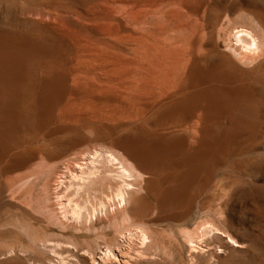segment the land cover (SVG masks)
Here are the masks:
<instances>
[{
    "label": "rangeland",
    "instance_id": "1",
    "mask_svg": "<svg viewBox=\"0 0 264 264\" xmlns=\"http://www.w3.org/2000/svg\"><path fill=\"white\" fill-rule=\"evenodd\" d=\"M115 1L0 0V234L4 233L0 235V264H82L85 259L100 264L98 259L104 249L102 233L77 232L69 219L61 217L56 205L55 181L64 171L66 157L45 156L57 153L79 136L89 137L95 143L99 138L98 145L126 139L136 157L139 156L136 170L141 175L145 172L146 177H142L144 180L148 177L145 181L160 209H151L143 215L147 232L153 234H149L153 241L150 240L148 250L153 256L147 258V263L140 260L139 264H264V55L253 63L243 61L227 44L230 27L246 24L245 27L252 28L243 23L247 13L246 18L250 12L256 16L260 13L257 17L264 23V0ZM228 21L233 24L227 25V30ZM183 38L188 39L186 46ZM170 40H174V45ZM175 42L182 44V48L180 44L175 46ZM170 45L175 48L172 50ZM227 48L230 50L226 51ZM177 57L183 58L182 63ZM174 61L179 63L174 66ZM130 87L132 91L139 89L132 92ZM24 149L38 154L27 167L30 171L25 168L6 173L9 158ZM36 165L40 169L32 173ZM53 167L54 170H49ZM9 186L16 192L11 190L16 198L10 197ZM136 197L141 199L140 195ZM156 211L161 212L158 217ZM3 223L6 225L1 227ZM8 224H21L23 228L18 225V229L16 225L11 228ZM102 231L113 237L112 228L105 226ZM185 232H191L192 237L197 232L200 237H193L197 241L190 245L186 243ZM28 233H35L32 236L37 239L45 236L51 245L63 247L45 250L32 244L34 238H28ZM11 239L14 242L10 249L14 248L15 253L7 257L6 246L12 243L8 244ZM66 239L80 247L64 248ZM155 245L158 250L162 247V254ZM21 246L28 247H23L25 256L16 254ZM164 251L168 253L165 259Z\"/></svg>",
    "mask_w": 264,
    "mask_h": 264
},
{
    "label": "bare ground",
    "instance_id": "2",
    "mask_svg": "<svg viewBox=\"0 0 264 264\" xmlns=\"http://www.w3.org/2000/svg\"><path fill=\"white\" fill-rule=\"evenodd\" d=\"M117 1V0H116ZM115 1V3H116ZM121 1V0H119ZM162 1V0H161ZM110 3V2H109ZM224 3V2H223ZM106 4V3H105ZM253 4V3H252ZM251 4V5H252ZM249 5V3H248ZM255 5V4H254ZM35 7V6H34ZM108 7V4L107 6ZM120 7V6H119ZM251 7V6H250ZM36 8V7H35ZM44 8V7H43ZM61 8V7H60ZM63 8V7H62ZM111 8V7H110ZM109 8V9H110ZM122 8V7H121ZM258 8V7H257ZM41 9V8H40ZM57 9V8H56ZM108 9V8H107ZM126 9V8H125ZM130 9V8H129ZM255 9V8H254ZM113 10V9H112ZM169 10V9H168ZM246 10V9H245ZM256 10V9H255ZM261 10V9H260ZM263 10V9H262ZM53 11V10H52ZM177 11V10H176ZM258 11H259V8H258ZM57 12V11H56ZM116 12V11H115ZM157 12V10H156ZM160 12V10L158 11ZM168 12V11H167ZM166 12V13H167ZM170 12V11H169ZM260 12V11H259ZM118 13V12H117ZM123 13V12H122ZM143 13V12H142ZM165 14V12H163ZM163 14V15H164ZM249 14V13H247ZM246 14V15H247ZM260 14V13H259ZM258 14V15H259ZM264 14V13H263ZM122 15V14H121ZM246 15H244V18L245 20H243V23H248L249 25H252V28L249 26V28L245 27L244 26H233V27H230L229 25L233 24L232 22L230 23V21H228V23L226 24V28L229 26V32H228V43L225 42L224 40V45H227V44H230L228 45V48H231V50L233 51V53H236V56H238L239 58H241L243 61H250L251 63H253L252 61H255V59L258 57L261 58L262 55H264V53L262 52L264 50V38H262V36L264 37V23L261 22V18L259 19L255 13H252L250 12V15H248V17L246 18ZM111 16V14H110ZM160 16H162V14H160ZM168 16V15H167ZM184 16V15H183ZM83 17V16H82ZM139 17V15L137 16ZM142 17V16H141ZM146 17V16H145ZM242 17V16H241ZM260 17H263L262 15ZM85 18V17H83ZM110 18V17H109ZM108 18V19H109ZM133 18V17H132ZM144 18V17H143ZM165 18V17H164ZM169 18V17H168ZM243 18V19H244ZM88 19V18H87ZM107 19V20H108ZM140 20V19H139ZM144 20V19H143ZM142 20V22H144ZM167 20V19H165ZM240 20V19H239ZM242 20V19H241ZM77 21V20H76ZM89 21V20H88ZM123 21V20H122ZM125 21V20H124ZM148 21V20H147ZM184 21V20H183ZM196 21V20H194ZM92 22V21H91ZM101 22V21H100ZM116 22V21H115ZM146 22V21H145ZM144 22V23H145ZM94 23V22H93ZM141 23V21H140ZM200 23V22H199ZM96 24V23H95ZM103 24H106L105 22ZM102 24V25H103ZM173 24V23H172ZM215 24V23H214ZM94 25V24H92ZM99 25V24H98ZM143 25V23H142ZM228 25V26H227ZM242 25V24H241ZM232 26V25H231ZM95 27V26H94ZM124 27V26H123ZM179 27V26H178ZM183 27V26H182ZM111 28V27H110ZM113 28V27H112ZM128 28V27H127ZM195 28V27H194ZM197 28V27H196ZM225 28V29H226ZM156 29V28H155ZM165 29V27L163 28ZM224 30V28H223ZM228 30V28H227ZM131 31V30H129ZM134 31V30H133ZM136 31V30H135ZM158 31V30H157ZM147 34L148 31H146ZM162 32V31H161ZM194 32V31H193ZM154 33V32H153ZM178 33V32H177ZM189 33V32H187ZM261 33V34H260ZM160 34V33H159ZM166 34V33H165ZM226 34V33H225ZM8 35V34H7ZM22 35V34H21ZM20 35V36H21ZM95 35V34H94ZM152 35V34H150ZM181 35V34H180ZM260 35H262L260 37ZM149 36V35H148ZM184 36V35H183ZM2 37V36H1ZM5 37V36H4ZM3 37V38H4ZM28 37V36H27ZM132 37V36H131ZM162 37V36H161ZM220 37V36H219ZM12 38V37H11ZM26 38V37H25ZM127 38V36H126ZM167 38V37H166ZM181 38V37H179ZM179 38L178 41H179ZM16 39V38H15ZM21 39V38H20ZM30 39V38H29ZM93 39V38H92ZM138 39V38H137ZM141 39V38H140ZM147 39V38H146ZM149 39V38H148ZM154 39V38H153ZM169 39V38H168ZM176 39V40H177ZM184 39V38H183ZM5 40V39H4ZM2 40V41H4ZM13 40V39H12ZM17 40V39H16ZM106 40V39H105ZM115 40V39H113ZM175 40V39H174ZM174 40H170V41H173V44L172 42L170 44L174 45ZM185 40V39H184ZM188 40V39H187ZM187 40H185V45L183 46H186V42ZM1 41V42H2ZM6 41V40H5ZM4 41V42H5ZM8 41V40H7ZM29 41V40H27ZM100 41V40H98ZM182 41V39L180 40ZM103 42V41H102ZM118 42V40H117ZM165 42V41H164ZM168 42V41H167ZM183 42V41H182ZM128 43V42H127ZM159 43V42H158ZM227 43V44H226ZM13 44V42H12ZM19 44V43H18ZM27 44V43H26ZM30 44V43H29ZM149 44V43H148ZM152 44V42H151ZM165 44V43H164ZM178 43L175 42V46H178L177 45ZM190 44V43H189ZM5 45V44H4ZM8 45V44H7ZM31 45V44H30ZM150 45V44H149ZM169 45V44H168ZM170 45V48L172 47V50H173V47L175 48V46H172ZM188 45V44H187ZM194 45V44H192ZM223 45V44H222ZM222 46L223 48L224 47H227V46ZM11 46V45H10ZM13 46V45H12ZM89 46V45H88ZM143 46V45H142ZM167 46V45H165ZM181 48H182V44H180ZM14 47V46H13ZM152 47V46H151ZM159 47V46H158ZM161 47V46H160ZM179 47V46H178ZM12 48V47H11ZM165 48V47H163ZM167 48V47H166ZM185 48V47H184ZM230 50V49H228ZM9 49V47H8ZM18 49V48H17ZM107 49V48H106ZM148 49V48H147ZM156 49V48H155ZM158 49V48H157ZM176 49H180V48H176ZM186 49V48H185ZM23 50V49H22ZM21 50V52H23ZM167 51L169 50L168 48L166 49ZM171 50V49H170ZM169 50V51H170ZM175 50V49H174ZM187 50V49H186ZM185 50V51H186ZM193 49H191V52H192ZM197 50V48H196ZM217 50V48H216ZM16 51V50H15ZM18 51V50H17ZM93 51V50H92ZM110 51V50H109ZM176 51V50H175ZM181 51H183L181 49ZM188 51H190V49H188ZM187 51V52H188ZM195 51V50H194ZM231 51V52H232ZM238 51V53L236 52ZM10 52V51H9ZM13 52V51H11ZM94 52V51H93ZM138 52V51H137ZM148 52V51H147ZM157 52V51H156ZM184 52V51H183ZM184 53V54H187ZM219 52V51H218ZM28 53V52H27ZM41 53V52H40ZM95 53V52H94ZM116 53V52H115ZM164 53V51H163ZM173 52L171 51V54ZM180 53L177 51V54ZM195 53V52H194ZM262 53V54H261ZM90 54V53H89ZM93 54V53H92ZM96 54V53H95ZM105 54V53H104ZM113 54V53H112ZM149 54V53H148ZM170 54V56H171ZM189 54V53H188ZM202 54V53H200ZM217 54V53H216ZM2 55V54H1ZM16 55V54H14ZM20 54H18L19 56ZM160 55V53H159ZM174 55V53L172 54ZM181 55V54H180ZM215 55V54H214ZM228 55V54H227ZM261 55V56H260ZM4 56V54L2 55ZM90 56V55H89ZM95 56V55H94ZM106 56V55H105ZM164 56V55H163ZM167 56V55H166ZM169 56V55H168ZM176 56V55H175ZM194 56V54H193ZM196 56V55H195ZM217 56V55H216ZM231 56V55H230ZM229 56V57H230ZM234 56V55H233ZM7 57V56H6ZM24 57V56H23ZM93 57V55H92ZM146 57V56H144ZM179 57V55H178ZM177 57V58H178ZM85 58V57H84ZM99 58V57H98ZM128 58V56H127ZM126 58V59H127ZM149 58V57H148ZM147 58V59H148ZM182 58V57H181ZM179 59L181 60V63H182V59ZM191 58V57H190ZM189 58V59H190ZM226 59V55L224 57ZM236 58V57H235ZM15 59V58H14ZM107 59V58H106ZM145 58H143L144 60ZM171 57L169 58V61L171 62L172 60H170ZM178 59H176V61H178ZM185 59V57H184ZM231 59V58H230ZM238 59V58H237ZM241 59H238V61H240ZM3 60V59H2ZM111 60V59H110ZM162 60V59H161ZM207 60V59H206ZM220 60V59H218ZM108 61V60H106ZM120 61V60H119ZM126 61V60H125ZM142 61V60H141ZM140 61V62H141ZM148 61V60H147ZM159 61V60H158ZM164 61V59H163ZM162 61V62H163ZM169 62L168 60H165V62ZM184 61H190V60H184ZM231 61V60H230ZM234 61V60H233ZM139 62V63H140ZM145 60H144V65H145ZM166 62V63H167ZM191 62V61H190ZM249 62V64H250ZM107 63V62H104V64ZM110 63V62H109ZM143 63H140V64H143ZM153 63V62H152ZM175 65L176 66L179 62H175ZM198 63V62H197ZM258 63V61H257ZM160 64H162L160 62ZM164 64V62H163ZM163 64L161 65V67L163 66ZM185 64V67H186V64L187 63H184ZM183 65H179V66H184ZM225 64V63H224ZM239 64V63H238ZM241 64H244V62H242ZM248 64V63H246ZM102 65V64H101ZM107 65V64H106ZM104 65V66H106ZM109 65V64H108ZM142 65V66H144ZM166 65V64H165ZM168 65V64H167ZM171 65V64H170ZM170 65H168L170 67ZM218 65V63H217ZM229 65V63H228ZM231 65V64H230ZM255 65V64H254ZM24 66V65H23ZM103 66V65H102ZM147 66V65H146ZM168 66H165L168 67ZM172 66V65H171ZM187 66H190V65H187ZM222 66V65H221ZM220 66V67H221ZM236 66V65H235ZM16 67V66H15ZM14 67V68H15ZM113 67H116V66H113ZM139 67V66H138ZM151 67H154L153 65ZM158 67V66H157ZM160 67V65H159ZM158 67V68H159ZM168 67V68H169ZM233 67V65L231 66ZM255 67V66H254ZM253 67V68H254ZM259 67V66H258ZM135 68V67H134ZM140 68H143V67H140ZM139 68V69H140ZM148 68H149V64H148ZM156 68V67H155ZM164 68V67H163ZM165 68L163 70H165ZM172 67H170L171 69ZM174 68V67H173ZM186 68H189V67H186ZM218 68V67H217ZM222 68V67H221ZM224 68V67H223ZM230 68V67H229ZM236 68V67H235ZM256 68V67H255ZM147 69V68H146ZM145 69V71H147ZM169 69V71H170ZM177 71L176 72H179V68H175ZM174 69V71H175ZM184 70V68H182ZM181 69V70H182ZM228 69V68H226ZM238 69V68H237ZM258 69V68H257ZM7 70V69H6ZM138 70V69H137ZM141 70V69H140ZM144 70V69H142ZM157 69H155L156 71ZM167 70V69H166ZM164 71L167 73V71ZM183 70L181 71V73L183 72ZM186 70V69H185ZM189 70V69H188ZM223 69H221L222 71ZM23 71V70H22ZM21 71V72H22ZM110 71V70H109ZM115 71V70H114ZM145 71H142V72H145ZM160 71V70H159ZM173 71V70H172ZM217 71V70H215ZM119 72V71H118ZM128 72V71H127ZM131 72V71H130ZM141 72V71H139ZM154 72V71H153ZM185 72V71H184ZM190 72V71H189ZM120 73V72H119ZM155 73V72H154ZM187 73V71H186ZM225 73V72H224ZM11 74V73H10ZM131 74V73H130ZM144 74V73H143ZM148 74V73H147ZM150 74V72H149ZM162 74V73H161ZM170 74V73H169ZM172 74H174L172 72ZM180 74V73H179ZM194 74V73H193ZM19 75V74H18ZM145 75V74H144ZM153 75V74H151ZM178 75V74H177ZM182 75V74H181ZM203 75V74H202ZM208 75V74H207ZM225 75V74H224ZM223 75V76H224ZM22 76V75H21ZM115 76V75H114ZM148 76V75H147ZM155 76V75H154ZM161 76V75H159ZM164 76H165V73H164ZM206 76V75H205ZM216 76V75H215ZM1 77V76H0ZM80 77V76H79ZM77 76V78H79ZM127 77V76H126ZM142 78V75L140 76ZM152 77V76H151ZM163 77V75H162ZM166 77V76H165ZM174 77V76H173ZM221 77V76H219ZM7 78V77H6ZM129 78V77H128ZM127 78V79H128ZM164 78V77H163ZM215 78V77H214ZM2 79V78H1ZM22 79V78H21ZM80 80H82L81 78H79ZM109 79V78H108ZM137 79V78H136ZM135 79V80H136ZM148 79V78H147ZM154 78H152L153 80ZM157 79V78H156ZM162 79V78H161ZM173 79V78H171ZM176 79V78H175ZM224 79V78H223ZM223 79H220V80H223ZM79 80V81H80ZM139 80V79H138ZM136 80V81H138ZM142 80V79H140ZM151 80V79H150ZM163 80V79H162ZM170 80V79H168ZM182 80V79H181ZM211 80V79H210ZM215 80V79H214ZM62 81V80H61ZM86 81V80H85ZM94 81V80H92ZM128 81V80H126ZM134 81V80H133ZM145 81V80H144ZM164 82H167V80L165 81V78L163 80ZM173 81V80H172ZM21 82V81H20ZM75 82V81H74ZM77 82V81H76ZM97 82V81H95ZM141 82V81H140ZM147 82V81H146ZM145 82V83H146ZM152 82V81H151ZM160 82V80H159ZM158 82V84H159ZM174 82V81H173ZM195 82V81H194ZM211 82V81H210ZM220 82V81H219ZM224 82H225V79H224ZM4 83V82H3ZM94 83V82H93ZM101 83V82H100ZM111 83V82H110ZM134 83V82H132ZM138 84V82H136ZM144 83V82H143ZM161 83V82H160ZM181 83V82H180ZM184 83V82H183ZM216 83V82H215ZM213 83V84H215ZM6 84V83H4ZM75 84V83H74ZM103 84V83H102ZM149 84V82H148ZM151 84V83H150ZM155 86L157 83H155ZM162 84V83H161ZM19 85V84H18ZM76 85V84H75ZM80 85V83H79ZM78 85V86H79ZM83 85V84H82ZM92 85V84H91ZM106 85V84H105ZM103 84V86H105ZM113 85V84H112ZM115 85V84H114ZM141 85V84H140ZM145 85V84H144ZM143 85V86H144ZM153 85V84H152ZM173 85V84H172ZM184 85V84H183ZM181 84V88H183V86ZM211 85V84H210ZM81 86V85H80ZM102 86V85H101ZM118 86V84H117ZM121 86V84H120ZM135 86H138L139 87V84L138 85H135ZM155 86L153 88H155ZM177 85H175L176 87ZM180 86V85H179ZM190 86V85H189ZM216 86V85H215ZM218 86V85H217ZM12 87V86H11ZM109 89H110V86H108ZM127 87V86H126ZM133 87V86H132ZM142 87V85H141ZM147 87V85H146ZM157 87V86H156ZM231 87V86H230ZM229 87V88H230ZM6 88V87H5ZM75 88L78 89V87L75 86ZM80 88V87H79ZM96 88V87H95ZM103 88V87H102ZM101 88V89H102ZM114 88V87H113ZM145 88V86H144ZM159 88V87H157ZM179 88V87H178ZM217 88V87H216ZM232 88V87H231ZM87 89V87L85 88ZM119 89V88H118ZM139 89V88H138ZM138 89L135 88V90L137 91ZM143 89V88H142ZM160 89V88H159ZM221 89V87H220ZM234 89V88H233ZM74 90V88H73ZM104 90V89H103ZM106 90V89H105ZM116 90V89H115ZM127 90V89H126ZM130 90H131V87H130ZM145 90V89H143ZM154 90V89H151V91ZM156 90V89H155ZM162 90V88H161ZM176 90V89H175ZM197 90V88H196ZM213 90V89H212ZM211 90V91H212ZM215 90V89H214ZM232 90V89H231ZM6 91V90H5ZM85 91V90H84ZM119 91V90H118ZM117 91V92H118ZM132 91V90H131ZM134 91V90H133ZM132 91V92H133ZM134 91V92H136ZM141 91V90H140ZM148 90H146L147 92ZM167 91V90H166ZM170 91H173L172 88H170ZM170 91H168L170 93ZM4 92V91H3ZM102 92V91H101ZM109 92V91H108ZM144 92V91H143ZM142 92V93H143ZM157 92V91H156ZM163 92V91H161ZM167 92V93H168ZM178 92V91H177ZM181 92V90H180ZM214 92V91H212ZM230 93V90L228 91ZM237 92V91H236ZM75 93V92H74ZM79 93V92H78ZM83 93V92H82ZM86 94V92H84ZM107 93V92H106ZM111 93V92H110ZM126 93V92H125ZM138 93V92H137ZM141 93V94H142ZM148 93V92H147ZM151 93V92H150ZM166 93V94H167ZM168 93V94H169ZM202 93V92H201ZM235 93V92H234ZM239 93V92H238ZM243 93V92H242ZM15 94V93H14ZM21 94V93H20ZM77 94V93H76ZM81 95V93H79ZM105 94V93H103ZM102 94V95H103ZM128 94V92H127ZM140 94V95H141ZM179 93H177L178 95ZM187 94V93H185ZM227 94V92H226ZM12 95V94H11ZM23 93H22V97H23ZM101 95V94H99ZM131 95V93H130ZM139 95V96H140ZM144 95V93H143ZM155 95V94H154ZM214 95V94H213ZM133 96V94H132ZM138 96V95H137ZM138 96V97H139ZM223 96V95H222ZM234 96V94H233ZM233 96H232V100H233ZM242 96V95H241ZM3 97V96H2ZM10 97V96H9ZM70 97V96H69ZM112 97V96H111ZM165 97V96H164ZM180 97V96H179ZM224 97V96H223ZM4 98V97H3ZM8 98V97H7ZM15 98V97H14ZM24 98V97H23ZM78 98V97H77ZM141 98V97H140ZM152 98V97H151ZM173 98V97H172ZM184 98V97H183ZM219 98V97H218ZM225 98H226V95H225ZM230 98V97H229ZM148 99V98H147ZM161 99V98H160ZM224 99V98H223ZM228 99V97H227ZM236 99V98H235ZM239 99V98H238ZM17 100H20V99H17ZM75 100V99H74ZM77 100V99H76ZM134 100V99H133ZM140 100V99H139ZM230 100V99H229ZM2 101V100H1ZM15 101V100H14ZM142 101V100H141ZM140 101V102H141ZM167 101V100H166ZM174 101V100H173ZM186 101V100H185ZM188 101V100H187ZM4 102V101H2ZM21 102V101H19ZM207 102V101H206ZM172 103V102H171ZM187 103V102H186ZM141 104V103H140ZM148 104V103H147ZM203 104V103H202ZM14 105V104H13ZM17 105V104H16ZM20 105V104H18ZM29 105V104H28ZM1 106V104H0ZM2 107V106H1ZM0 107V108H1ZM10 107V106H9ZM5 108V107H4ZM11 108V107H10ZM159 108V107H158ZM29 109V108H28ZM186 109V108H185ZM18 110V109H17ZM33 110V109H32ZM1 111V110H0ZM24 111V110H23ZM26 111V110H25ZM24 111V112H25ZM8 112V111H7ZM187 112V111H186ZM30 113V112H29ZM44 113V112H43ZM196 113V112H195ZM5 114V113H4ZM8 114V113H7ZM201 114V113H200ZM21 115V114H20ZM24 115L26 116V114L24 113ZM33 115V114H32ZM152 115V114H151ZM193 115V114H192ZM195 115V114H194ZM4 116V115H3ZM183 116V115H182ZM203 116V115H202ZM8 117V116H7ZM191 117V116H190ZM6 118V117H5ZM24 118V117H23ZM23 118L21 120H23ZM178 118V117H177ZM185 118V117H184ZM4 119V118H3ZM26 119V118H25ZM28 119V118H27ZM30 119V118H29ZM192 119V118H190ZM202 119V118H201ZM200 119V120H201ZM199 120V119H198ZM3 121V120H2ZM10 121V120H9ZM24 121V120H23ZM27 121V120H26ZM160 121V120H159ZM2 123V122H1ZM185 123V122H184ZM3 124V123H2ZM11 124V123H10ZM168 124V123H167ZM200 125V124H199ZM8 126V125H7ZM187 127V126H186ZM200 127V126H199ZM179 128V127H178ZM189 128V127H188ZM187 128V129H188ZM195 128V127H194ZM25 129V128H24ZM37 129V128H36ZM171 129H173L171 127ZM175 129V128H174ZM177 129V127H176ZM184 129V128H183ZM204 129V128H203ZM161 130V128H160ZM146 129L143 130V132H145ZM142 132V133H143ZM176 132V131H175ZM155 133V131H154ZM160 133V132H159ZM180 133V132H179ZM195 133V132H194ZM178 134V133H177ZM144 135V134H143ZM142 135V137H143ZM146 135V133H145ZM144 135V136H145ZM171 135V134H170ZM188 135V134H187ZM141 136V135H140ZM172 136V135H171ZM2 138V137H1ZM89 137H80L79 138H76L70 142H68L64 147L62 148H58V152L53 154V155H45L47 158L49 157H52V156H64L66 157V160L64 159V171L61 174V176H59L57 179H56V184L55 182H53L55 184V187H54V191H55V199H56V202L58 205L57 208L59 209L58 211L60 212V214L62 215L61 217H63L64 219H69V221H71V223L75 226L74 229L77 231V232H81V231H85V232H88V233H91V232H94L95 233H99V231L102 233L101 235V238L104 240V249L102 250V254L100 256V258H96L98 259L99 263L100 264H103L104 262L106 264H139L138 261L140 260H145V262L147 263V258L151 256V254L148 253V250H149V247L151 246V242L153 241L152 239H150V237L153 235L148 233L147 231L149 230H146V221H143V215L151 210V209H158V205H155L154 204V200H153V197L151 195V190L147 184V181L144 180V178L146 177L144 175V173H142L143 175L140 174V172H138L136 170V164H138L140 162V159L138 157H136V155L133 153V150L131 149V147L129 146V144L126 143V139L125 140H122V139H119V141L117 140V142H114L112 144H109V145H98L97 144V139L96 140V143L94 141H92V139H88ZM125 138V137H124ZM149 138V136H148ZM64 140V138H63ZM62 141V140H61ZM145 141H148L147 139ZM150 141V140H149ZM58 142V141H57ZM141 142V141H140ZM97 144V146L95 144ZM103 143V142H102ZM101 143V144H102ZM20 144V143H18ZM22 144V143H21ZM59 146H62L60 145L61 143H58ZM105 144V143H104ZM203 144V143H202ZM95 145V146H94ZM24 147V146H23ZM21 147V148H23ZM43 147V146H42ZM17 148V147H16ZM15 148V149H16ZM45 148V147H44ZM48 148V147H47ZM180 148V147H179ZM49 149V148H48ZM174 149V147H173ZM56 150V149H55ZM16 151V150H15ZM41 151V149H40ZM52 151V150H50ZM8 153V152H7ZM14 153V152H13ZM16 153V152H15ZM10 154V152H9ZM52 154V153H51ZM43 156V155H42ZM40 155L39 159L41 158L43 162L41 163H44V160H43V157ZM38 157V154L34 151V150H31V149H24L23 151H21L20 153H18L17 155L15 154L14 156L12 155L11 158H9L7 164H6V168H5V171L6 173H13V172H16V171H19V170H22V169H27V167H29L31 165L32 162H34ZM150 157V156H149ZM8 158V157H7ZM182 158V157H181ZM199 158V157H198ZM62 159V158H61ZM4 160V159H3ZM55 160V159H54ZM60 160V159H59ZM41 160H39L40 162ZM150 161V159H149ZM46 162V161H45ZM56 162V161H54ZM62 163V162H60ZM38 164V163H37ZM46 164V163H45ZM44 164V165H45ZM48 164V163H47ZM46 164V165H47ZM41 165V164H40ZM43 165V164H42ZM43 165V166H44ZM57 166L59 164H56ZM61 166H63L61 164ZM35 167V166H34ZM32 168V173H35L37 171V169H40V166L39 168H37L38 166L36 165L35 168ZM45 167V166H44ZM55 167V166H54ZM54 167L53 168H50L49 170L53 169L54 170ZM147 168V166H145ZM144 167V168H145ZM194 167V165H193ZM41 168H43L41 166ZM58 168V167H57ZM141 168V167H140ZM56 169V167H55ZM30 171V169L28 168L27 171ZM48 170V169H47ZM141 170V169H140ZM171 170V169H170ZM39 171V170H38ZM30 172V173H31ZM149 172H150V169H149ZM189 172V171H188ZM27 173V172H26ZM56 173V172H55ZM40 174V173H39ZM59 174V173H58ZM28 175V174H27ZM34 176V174H32ZM31 175V176H32ZM53 175V174H52ZM57 175V174H56ZM4 176V175H3ZM20 176V175H19ZM30 176V175H29ZM142 176H145V177H142ZM7 177V176H6ZM21 177V176H20ZM156 177V176H155ZM159 177V176H158ZM15 179V178H14ZM22 179V177H21ZM19 179V181L21 180ZM154 179V178H153ZM156 179V178H155ZM158 180V179H157ZM161 180V179H160ZM12 181V180H11ZM17 181V180H16ZM16 181H13L16 183ZM23 181V180H22ZM156 181V180H155ZM173 180L171 179V182ZM7 182V181H6ZM5 182V184H7ZM12 182V183H13ZM18 182V181H17ZM21 182V181H20ZM153 182V181H152ZM11 183V182H10ZM19 183V182H18ZM30 183V182H29ZM157 183V182H156ZM163 183V182H162ZM173 183V182H172ZM170 183V184H172ZM14 184V183H13ZM17 184V183H16ZM169 184V182H168ZM8 185H11L8 183ZM169 186V185H168ZM171 186V185H170ZM169 186V187H170ZM5 187V185H4ZM11 186L8 187V191L11 193L10 197H15V195H13L14 193H16L14 190H12V187L10 188ZM151 187V186H150ZM7 188V187H5ZM4 188V189H5ZM10 188V189H9ZM14 188V187H13ZM11 190L14 192L12 194ZM174 190V189H173ZM2 191V190H1ZM21 191V190H20ZM175 191V190H174ZM3 193V192H2ZM18 193V192H17ZM24 193V191H23ZM167 193V192H166ZM173 193V192H172ZM5 195H9L7 193H5ZM22 195V194H20ZM25 195V194H23ZM28 195V194H27ZM135 195L137 196H141V199H137V197L135 198ZM2 196V195H1ZM18 196V195H17ZM168 196V195H167ZM179 196V195H178ZM4 197V196H2ZM26 197V196H25ZM8 198V197H6ZM16 198V197H15ZM14 198V199H15ZM18 198V197H17ZM157 198V197H156ZM155 198V199H156ZM10 199V198H9ZM12 199V198H11ZM10 199V200H11ZM18 199H21V197H19ZM28 199V197H27ZM26 199V200H27ZM54 199V200H55ZM22 200V199H21ZM164 200V199H163ZM13 201V199H12ZM11 201V203H12ZM14 201H17L16 199ZM9 204H11L10 202H8ZM167 204V203H166ZM169 204V203H168ZM4 205H7V204H4ZM16 205V204H15ZM3 206V205H2ZM168 206V205H166ZM1 207V205H0ZM163 207V206H162ZM46 208V207H45ZM56 208V209H57ZM161 208V207H160ZM21 209V208H20ZM47 209V208H46ZM55 209V208H54ZM166 209L163 208V210ZM23 210V209H22ZM48 210V209H47ZM160 209H158L159 211ZM161 210V212L164 213V211ZM53 211V210H52ZM50 211V213L52 212ZM58 211H56L58 213ZM157 212V211H156ZM161 212H157V217H158V213H161ZM151 213V212H150ZM162 213V214H163ZM59 214V215H60ZM153 214V212H152ZM161 215V214H159ZM53 216V217H52ZM55 215H51L52 218H54ZM156 216V214H155ZM160 218V216H159ZM10 222H13V219H10L9 220ZM20 221V220H19ZM22 221V220H21ZM7 222V221H6ZM9 223V222H8ZM25 223V222H24ZM10 224V223H9ZM8 224V225H9ZM23 224V222H22ZM126 224V226H125ZM2 225V224H1ZM4 225H6V223H3V225L1 227H3ZM7 225V226H8ZM22 226L21 224H14V226ZM27 225V223H26ZM5 226V228L7 227ZM10 227L13 226L12 224L9 225ZM8 226V227H9ZM13 226V227H14ZM18 226H17V229H18ZM109 227V228H112L113 229V237L110 238L108 237V234H105L104 231H102V229L104 227ZM11 227V228H13ZM201 227H203V225H201L199 228L201 229ZM23 228V227H21ZM28 228V227H27ZM27 228H24V229H27ZM198 228V229H199ZM208 228V227H207ZM205 228V229H207ZM214 228V227H213ZM16 229V228H15ZM23 229L22 232H25V230ZM148 229V228H147ZM197 229V231H198ZM29 230V229H27ZM26 230V231H27ZM108 231V229H107ZM202 231V230H201ZM207 231H209L207 229ZM28 232H31L28 231ZM34 232V231H32ZM205 232V231H204ZM27 233V232H26ZM189 233V234H188ZM185 232L184 235L186 234V243L187 244H190V245H193V243L195 244L196 241L193 240V237H196L197 236V232H194L196 233L195 236L193 235V237L191 236V232ZM193 233V234H194ZM201 233V232H200ZM4 234V233H3ZM2 233L0 235H3ZM8 233H6L7 235ZM11 234V233H10ZM9 234V235H10ZM35 233H33L32 235H34ZM39 234V233H38ZM149 234L151 235L149 237ZM208 234V232H207ZM31 234L29 235L28 233V238L30 237H33ZM43 235V234H41ZM209 235V234H208ZM13 236V235H12ZM15 236V235H14ZM14 236L12 237L14 239ZM17 236V235H16ZM37 236V235H36ZM35 236V237H36ZM202 236V235H201ZM203 236H206V235H203ZM45 236L42 237H39L40 239H37V238H34L33 239V242L32 244H36L37 246L43 248L46 250V248H49L48 250H53V249H57L59 248V250L63 247L62 244H58L56 243V246L53 244L51 245L50 244V241L49 239L47 240V238H44ZM198 237V238H197ZM196 238L199 239L200 237V234L199 236H197ZM213 237V236H212ZM3 238V237H2ZM11 238V237H10ZM20 239V237H18ZM42 238V239H41ZM153 238V237H152ZM6 239V238H5ZM32 239V238H31ZM30 239V240H31ZM160 239V238H159ZM150 240H152L150 242ZM202 240V239H201ZM18 241V240H17ZM16 241V242H17ZM32 241V240H31ZM184 241V240H183ZM195 241V242H193ZM12 242V243H10ZM13 242L12 239L8 242L9 246L7 245L6 247L7 248V252H6V256L7 257H11L14 255L15 253V249L12 248L10 249L11 247H13ZM20 242V240H19ZM66 242H67V239H66ZM6 243V242H5ZM24 243V242H22ZM156 243V242H155ZM12 244V245H11ZM16 244V243H15ZM66 246H64V248H69L71 250V248L75 249V248H79L80 245H78L77 242H67L65 243ZM164 244V243H163ZM11 245V246H10ZM26 245V244H25ZM98 245V244H97ZM136 245H139L136 246ZM15 246V245H14ZM16 246H19V244ZM15 246V247H16ZM82 246V245H81ZM84 246V245H83ZM157 247V245H155ZM24 246H21L16 252V254H19L21 255L24 254ZM89 247V246H88ZM138 247V248H137ZM154 247V246H153ZM155 247V249H156ZM159 247V246H158ZM158 247H157V250H158ZM192 247V246H191ZM235 247V246H234ZM30 245H29V249H30ZM82 248V247H81ZM85 248V247H84ZM151 248V247H150ZM194 248V251H195V247H192ZM14 249V250H13ZM25 249H28V247H26ZM83 249V248H82ZM76 250V249H75ZM88 250V248H87ZM90 250V248H89ZM160 250L162 251V247H160ZM160 250H158L160 252ZM166 250V249H164ZM28 250H26L27 252ZM154 251V249H153ZM156 251V252H158ZM193 251V249H192ZM191 251V253H192ZM25 252V253H26ZM158 252V253H159ZM166 251H164V259H165V256H167V252L165 253ZM5 253V252H4ZM88 253V252H87ZM94 253V252H93ZM161 253V252H160ZM163 253V252H162ZM161 253V254H162ZM13 254V255H12ZM28 254V253H27ZM53 254H56L55 252H53ZM86 254V253H85ZM92 253H90L91 255ZM97 254V253H96ZM95 254V255H96ZM155 254V253H154ZM166 254V255H165ZM62 255V254H61ZM84 255V254H83ZM93 255V254H92ZM1 256V255H0ZM3 256V254H2ZM25 256V254H24ZM58 256V255H57ZM68 256V255H67ZM85 256V255H84ZM153 256V255H152ZM151 256V258H152ZM155 256V255H154ZM159 256V255H157ZM61 257V256H59ZM83 257V256H82ZM67 258V257H66ZM155 258V257H154ZM150 259V258H149ZM157 259V257L155 258ZM154 259V260H155ZM163 259V257H162ZM152 260V259H151ZM150 260V261H151ZM159 260V258H158ZM63 261V260H62ZM82 264H97L96 261L94 260L93 262L92 261H88V260H82ZM153 261V260H152ZM156 261V260H155ZM154 261V262H155ZM160 261V260H159ZM194 260L191 261V263L193 262ZM196 261V259H195ZM64 262V261H63ZM138 262V263H137ZM161 262V261H160ZM37 263V262H36ZM62 263V262H61ZM32 264V262H31ZM63 264V263H62ZM160 264V263H159Z\"/></svg>",
    "mask_w": 264,
    "mask_h": 264
}]
</instances>
